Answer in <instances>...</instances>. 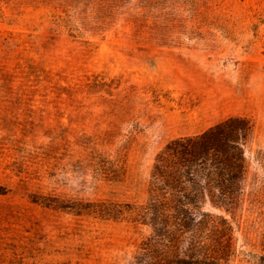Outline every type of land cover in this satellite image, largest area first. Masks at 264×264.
Listing matches in <instances>:
<instances>
[{
  "label": "rangeland",
  "instance_id": "374dc122",
  "mask_svg": "<svg viewBox=\"0 0 264 264\" xmlns=\"http://www.w3.org/2000/svg\"><path fill=\"white\" fill-rule=\"evenodd\" d=\"M234 117L240 201L203 210L264 264V0H0V264H154L157 155Z\"/></svg>",
  "mask_w": 264,
  "mask_h": 264
},
{
  "label": "trees",
  "instance_id": "16d2710c",
  "mask_svg": "<svg viewBox=\"0 0 264 264\" xmlns=\"http://www.w3.org/2000/svg\"><path fill=\"white\" fill-rule=\"evenodd\" d=\"M68 27V22L60 23ZM251 129L245 117H234L197 136L169 142L157 155L150 187L154 213V264H228L235 254L228 227L216 232L215 220L203 210L233 208L240 201L247 174L244 145ZM6 188L0 186V193ZM102 219L121 218L123 207L94 203L84 206ZM88 207V208H87Z\"/></svg>",
  "mask_w": 264,
  "mask_h": 264
}]
</instances>
